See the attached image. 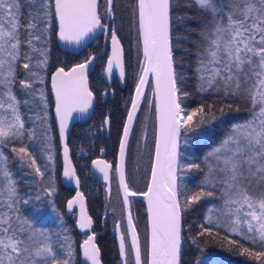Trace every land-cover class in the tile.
Listing matches in <instances>:
<instances>
[{"label": "snow or ice", "instance_id": "snow-or-ice-1", "mask_svg": "<svg viewBox=\"0 0 264 264\" xmlns=\"http://www.w3.org/2000/svg\"><path fill=\"white\" fill-rule=\"evenodd\" d=\"M193 3L200 17L194 29L196 38L189 41L194 48V59L188 67L192 69L196 91L244 102L249 105L248 115L230 125L218 145L206 154V169H200L195 163H180L181 130L187 144L189 132L217 119L213 106L206 110L201 105L187 114L181 107L182 99L189 95L183 90L189 76L177 70V66L183 67V64L174 56L173 41L179 46L181 37L174 36L173 24L193 17L174 16L175 0H137L134 15L142 41L143 65L119 150V181L126 204L129 196L138 193L125 182V150L149 74L154 76L153 91L158 97L159 136L150 186L146 192L139 193L147 198L150 215L147 256L142 258L139 236L129 211L127 230L119 238L121 264H181L182 213L204 197L222 201L220 208L209 209L207 223L259 248L255 251L229 239V244L240 247L241 254L264 259V0H193ZM112 5L113 0H106L102 14L100 0H0V264H75L71 236L64 231L54 240L52 233L22 211V206L55 194L48 100L44 90L34 85L45 82L54 35L66 44L81 45L98 31L112 46V57L107 61L108 75L111 76L115 65L120 77H124L120 37L106 22L113 19ZM93 60L95 56L70 71L60 67L51 76L59 136L65 141L63 175L74 180L77 186L80 180L69 159L67 131L73 112L85 114L92 107L94 97L87 86V70ZM17 84L31 99H18L14 91ZM37 97L40 111L31 119L40 122L39 137L36 127H26L21 113L22 103L34 105ZM225 108L233 110L234 104L227 103L218 111L223 114ZM235 111L240 109L235 107ZM194 117L198 118L195 122ZM211 132L209 129L200 139L210 140ZM30 142L37 143L45 153L47 162L43 170L37 162V154L29 149ZM5 148L10 149L21 168L28 170L25 175L33 178L32 183L39 186L35 197L21 194L8 167L12 161L3 151ZM94 164L108 180V169L112 165L101 160ZM192 169L205 171V175L197 188L185 190L184 175ZM46 172L49 173L47 179ZM77 202L81 209L78 226L81 230L90 229L93 221L83 212V193H78L67 207L71 211ZM212 213H217L216 219ZM116 227L119 228V224ZM200 227L199 235H213L211 228L203 224ZM129 231L130 243L126 242ZM94 240L93 234L84 241L83 256L90 264H101L100 249ZM208 264L215 261L209 260Z\"/></svg>", "mask_w": 264, "mask_h": 264}, {"label": "trees", "instance_id": "trees-1", "mask_svg": "<svg viewBox=\"0 0 264 264\" xmlns=\"http://www.w3.org/2000/svg\"><path fill=\"white\" fill-rule=\"evenodd\" d=\"M106 0H100V10L103 14L104 6ZM191 4V7L187 5ZM175 5L173 8V15L184 16L185 14L191 15L193 19L187 20L184 23L173 24V34H179L181 37L179 46L176 45V41H173L174 45V56L181 61L183 67L177 66L178 71L186 72L189 79L185 81L183 85V90L189 93L188 97L183 98L181 101V107L185 109V114L190 113L195 108L203 105L206 110L209 106L212 107V111L216 112L217 119L210 125H205L196 131H191L188 133V142L184 143V130H181V145H180V156L179 161L181 164H199L200 169H206L204 162V157L208 152L212 150L213 147L217 146L220 142L222 136L229 130V126L242 121L247 118L248 104L244 102H237L232 99L225 98L219 94L207 92L199 93L196 91L195 80L192 76V69L188 67V64L193 62V52L194 48L189 41L196 38V32L194 29L198 24L200 13L193 3V0H175ZM135 0H113V19L110 21L106 19V22L110 25V28H114L117 35L120 37V43L123 47V57H124V68H125V79L124 87L122 91L115 94L113 99H107L103 102L98 98L96 105V112L91 121L92 124H102L105 117L108 121L109 131H110V144L107 145V150L111 152V159L115 158L116 151L118 147V141L123 123L126 118V114L131 102L132 93L135 89L137 82L141 73V66L143 63V52L141 48V40L139 38V33L137 31V21L134 15ZM103 47V41L101 39L94 40L90 45L81 50L78 54L72 56V64H78L85 61L92 53L100 52ZM64 53L61 52L56 44V36L52 37L50 43L49 51V69L51 70L57 64L58 60L61 58L60 55ZM67 55V54H65ZM68 56V55H67ZM99 61L106 60L105 57L98 59ZM95 70L90 75V82L94 88L98 89L102 85V67ZM48 84V81L46 82ZM117 84V83H116ZM151 88L146 95L145 102L147 105L150 104ZM233 103V110H228L225 108V112L221 114L218 109L227 104ZM235 107H238L240 111H235ZM151 107V126L149 128L148 135L151 138V149L152 154L153 148V137H154V126H153V112ZM140 113V111H139ZM139 113L137 115L134 130L137 128L139 121ZM149 114V115H150ZM198 118L194 117L195 122ZM211 132V139H200V137L209 132ZM149 146V141H148ZM3 151L11 158L8 165L13 173L14 178L18 182V187L22 195L35 197L39 192L36 190L40 188L38 185L32 183V179L25 175L26 169L20 167L19 161L15 158L14 154L11 153L9 148L3 149ZM53 153L55 159L54 172H52L53 181L55 176V169H57L59 163L57 161V148L53 144ZM151 154L148 162V171L146 173L148 178L149 166L151 161ZM192 169L184 175L183 188L185 190H193L197 188L204 178L205 171ZM55 182V181H54ZM146 182L141 188L135 189L138 192H143L146 187ZM87 184V181H86ZM94 185H92L93 187ZM58 187V185L56 186ZM135 188V187H134ZM218 195V194H217ZM181 202H183V196H180ZM133 202L135 206L137 204L141 207V213L143 218V223L145 224V215L143 211L142 201L140 199L134 198ZM55 205L54 196L44 197L39 202H34L30 205L22 206V211L27 214V216L37 223L39 226L43 227L46 231L53 234V239L58 240L59 232L57 227H54V223L47 219L48 206ZM222 206V201L216 197H204L197 204L192 205L187 211L182 213L181 223H182V236L184 241L182 243L181 251V264H208L209 260L215 261V264H264V259L256 260L254 257H249L246 254H241V249L237 245L229 244L227 241L229 239H235L239 241L244 247H249L252 250L258 251L259 248L256 245H251L248 241L243 240L240 237L233 236L230 232L225 229L215 228L214 225L207 223V217L209 215V209L220 208ZM213 219H216L217 213H212ZM206 228H211L213 235L209 236L199 235L201 232V225ZM61 232V231H60ZM219 233V235H216ZM227 237V239H225ZM195 240V242H194ZM79 241H73V246L75 250V264L79 263V247L77 244ZM144 249L146 243L143 242Z\"/></svg>", "mask_w": 264, "mask_h": 264}, {"label": "flooded vegetation", "instance_id": "flooded-vegetation-1", "mask_svg": "<svg viewBox=\"0 0 264 264\" xmlns=\"http://www.w3.org/2000/svg\"><path fill=\"white\" fill-rule=\"evenodd\" d=\"M97 39H101L103 41V46H104L103 34L100 35L95 40ZM102 50H103V47L100 52L92 53L89 57L101 53ZM107 51H108V44L106 47V53ZM63 53H64L63 55H60L61 58L58 60L57 64L54 66L52 70L51 68L49 69V65H48L44 73L45 75L44 84L34 85L36 89H43L47 96L48 124L51 125V134L53 136L52 144H54L57 148L56 157L59 163L57 169H55V176H54L55 194L53 196L55 200L54 211L58 215L60 224H58V220H52V222L54 223V227L58 228L57 231L59 232V234L61 232L66 231L67 234L71 236L72 241L74 240L75 242L79 241L78 243H76L77 247H80V244L84 240L87 239L90 233L97 234L96 244L98 248L100 249L101 263L102 264H119L118 256H117L115 231H116L117 224H119L120 226V222L113 221V218L115 217L111 215V210H108L107 207L109 205L108 203H109L110 195H112L113 193H117V196L119 197V202L121 203V207L123 209L122 194H121V188L118 183L117 166H116L118 147H119V142H120L123 127L121 129L120 136H119L116 156L115 158L111 159L110 158L112 156L111 152L107 150V147H108L107 145L110 144L109 126H108V123H105V120H107V118L105 117L104 122L102 124H99V123L92 124L91 121L96 112V105H97L98 98L101 99L103 102H105L107 99L112 100L115 94L122 91V88L124 87L123 85H124L125 76L122 82H120L116 78L115 75L112 76L109 82H106L103 76L106 60L103 63V61H99L98 59L101 57L103 58L107 55L105 53L104 55L95 58L94 67L91 73L87 77L88 89L93 93V97H94V107L92 110V114L87 121L83 123L72 124L71 130L69 132V135L66 141L69 147V159L71 161L72 166L76 169V175L77 177H79V180H80V183L77 186L74 180H70L69 178L63 175L64 168H63L62 160L60 157L58 127L55 123L54 116H53L54 103H53V99L50 93V85H49L50 75L56 69L63 67L65 71H67L71 67L77 65V64H72V61H73L72 56H74L75 54H71L68 52H63ZM65 54H67L68 56ZM98 65L100 66L99 68L102 67V70H103L102 77H101L102 85L100 86L99 90L94 88V86L90 82V75L95 70L98 69ZM22 71L23 70L21 69V72ZM47 81H48V84H46ZM14 91L18 99H20L21 101H23L26 98L31 99V97L26 96L25 90L19 84L15 86ZM148 91L146 95L148 94ZM145 98L143 100L142 105H144ZM39 111H40V105H39L38 97L34 105L33 104L24 105L22 103L21 113L26 121V127H30V128L36 127L37 137H39V134L41 131L40 122L34 121L33 119H31V117H33ZM132 135H133V128H132L129 141L127 144V150H126V156H125V182L128 185H129V182H128L129 179L127 180L126 164H127V156L129 152ZM29 149L30 151H33L37 154V161H38L42 153L40 151L39 145L37 143L30 142ZM98 159H103L105 162L110 163L112 165V169L109 172V185H106V183L98 182V180L94 179L92 174L90 173L92 162ZM26 171L28 170L26 169ZM27 177L30 179H33L32 177L28 175ZM86 181H87V184H86ZM57 185L58 187H56ZM92 185L94 186L92 187ZM36 192H39V189L36 190ZM77 193H83V205H84L83 212L85 215L91 217L93 221L92 227L89 229V232L86 230H81L78 226V221H79V217L81 214L80 203L77 202L73 206L71 211H69L67 207L68 202L77 197ZM133 199L134 198L128 199L130 211L132 207L135 205L133 202ZM142 205H143V202H142ZM135 209H137V211L141 213V207L139 204ZM143 211H144V205H143ZM141 216H142V213H141ZM124 220H125V216H124ZM134 225L138 233L140 244H141L142 258H146L147 256L146 246L144 249V244H143L144 241H142L143 233L141 231V228L139 227V221H138V225L137 223ZM145 232H146V224H145ZM145 243H146V238H145ZM79 263H80V260H79Z\"/></svg>", "mask_w": 264, "mask_h": 264}, {"label": "water", "instance_id": "water-1", "mask_svg": "<svg viewBox=\"0 0 264 264\" xmlns=\"http://www.w3.org/2000/svg\"><path fill=\"white\" fill-rule=\"evenodd\" d=\"M136 3H137V0H135V5H136ZM109 28H110V26H109ZM102 34H103L102 32L98 31L95 35H90L88 38L85 39V41L81 45L66 44V43L60 41L58 39V37L56 36V44H57L58 48L61 51H63V52H68V53H71V54H77L83 48H85L87 45H89L91 42H93L96 38H98ZM103 39H104V46H103L102 52L99 53V54L93 55V56H95V58H96V57H99V56L104 55L106 53V47H107V44H108V51L106 53V55H107L106 56V63H105L104 74H103L104 80L106 82H109L111 80L112 76L115 75L116 78L120 82H122L123 79H124V77L123 78L120 77V75H119V69L115 65L113 66V71H112L111 76H109L108 73H107V61L112 57V46H111L110 40L106 39V37H105L104 34H103ZM141 48H142V41H141ZM123 60H124V57H123ZM94 64H95V60H93L92 63L89 64L88 70H87V77L91 73V71H92V69L94 67ZM142 65H143V63H142ZM71 68L69 70H67V71H70ZM55 71L52 72V74L50 75L49 85H50V93H51V96H52V99H53V103H54V106H53V116H54L55 123H56V125L58 127V134H59V122H58V120L56 119V116H55V93H54V90L52 89V85H51V76L55 73ZM140 75H141V73H140ZM138 82H139V80H138ZM138 82H137V85H138ZM137 85H136V87H137ZM87 86H88V79H87ZM154 86H155L154 76L152 74H149V76L147 77V83H146V85H145V87L143 89V96H142V99L140 101L139 108H138V110H137V112L135 114V117H134V120H133V124H132V128H133L134 122L136 120V116H137V114H138V112L140 110V107H141V105L143 103V100H144V98L146 96V93H147V91H148V89L150 87L151 88L150 106L152 107V110H153V121H154V123H153V126H154V134L153 135H154V137H153V148H152L151 161H150V166H149L148 179H147L146 187H145V189H144L143 192H146L147 191V189H148V187L150 186V183H151V169H152V167L154 165L155 145H156V141H157L158 136H159V121H158V114L156 112V106H157V103H158V97L154 94V91H153ZM136 87H135V89H136ZM135 89H134V92H133V95H132L131 103H130V106H129V109H128V112H127V115H126V119H125V122H124V125H123V129H124V127L127 124V116L131 112L132 102L136 98V91H135ZM93 107H94V99L92 101V107L88 110L87 113H85V114H81L79 112H73L72 113V119L69 121V124H68L67 137H68L69 132L71 130L72 124H75V123H83V122L87 121L90 118V116L92 114ZM123 129H122V134H121V138H120V142H119V147H118V154H117L116 166H117L118 183H119V186L121 188V194H122V203H123V211H124V216H125V222L127 224V215H128V212L130 211L129 201H128L127 204L124 202V192H123V187L121 186L120 181H119V172H118V169H119V166H120L119 150H120V143L122 142V139H123ZM131 131H132V129H131ZM130 134H131V132H130ZM129 137H130V135H129ZM128 141H129V139H128ZM64 142L65 141L59 136L60 157H61V160H62L63 168L65 166V161H64V156H63V145H64ZM126 150H127V146H126ZM126 150H125V156H126ZM179 151H180V149H179ZM98 160L104 161L103 159H98ZM95 161H97V160H95ZM95 161H93L92 164H91L90 173L92 174V176H93L94 179L98 180V182H100V183H106V185H109V178H108V180H105L104 179L103 173L100 172L98 170V168L96 167V165L94 164ZM107 164H110V163H107ZM101 166H103V165H101ZM111 169H108V172H110ZM143 192H141V193H143ZM129 198H137V199H140L143 202V205H144V215H145V224H146V254H147V249H148V245H149V242H150V215H149V212H148V202H147V198L145 196L139 195V193L136 196H129L127 199H129ZM86 231L89 232V229H86ZM129 234H130V231H129ZM91 235H93V234L90 233L88 235L87 239H89V237ZM94 235H95V240L93 241V243L96 244L97 234H94ZM115 235H116L115 237H116V246H117L118 262H119V264H121L122 257L120 255V250H119V238H120L121 233H120L119 228H117V227H116ZM84 241L80 244V247H79V260H80V264H90V262H88L84 258V256H83V244H84ZM96 246H97V244H96ZM181 251H182V247H181ZM100 257H101V255L99 256V258ZM100 261H101V259H100Z\"/></svg>", "mask_w": 264, "mask_h": 264}, {"label": "rangeland", "instance_id": "rangeland-1", "mask_svg": "<svg viewBox=\"0 0 264 264\" xmlns=\"http://www.w3.org/2000/svg\"><path fill=\"white\" fill-rule=\"evenodd\" d=\"M151 106L150 104L147 105V101H144V105H142L139 113V121L140 123L137 124L136 130H134V133L132 135L130 147H129V152L127 156V164H126V172H127V180L129 179V185L130 189L134 192H138L135 189L141 188L146 182L147 179V171H148V162H149V157H150V149H151V138L148 135V130L151 126ZM153 112V111H152ZM150 114V115H149ZM148 141H149V146H148ZM54 155V153H53ZM38 164L42 166L43 170V164L46 163V156L45 153L42 152L40 155V159L37 161ZM49 173H45V178L47 179ZM52 176V173H51ZM53 178V176H52ZM147 184V183H146ZM135 187V188H134ZM108 210H111V215L114 216L113 221H119L120 226L119 230L120 233L122 234L127 230V224L124 220V212L121 207V203L119 202V197L117 196V193H113L110 195L109 198V203H108ZM138 206V204H137ZM137 206H133L131 209V214L133 216V221L134 224L139 221V227L141 228L142 231V237L145 242L146 238V232H145V224L143 223V218L141 216V213L135 209ZM140 209V208H138ZM48 214H47V219L48 220H58L59 223V218L57 213L54 211V206L49 205L48 206ZM141 217V218H140ZM140 218V219H139ZM62 231V230H61ZM60 237V236H59ZM126 242L130 243V234L128 232V235L126 237Z\"/></svg>", "mask_w": 264, "mask_h": 264}]
</instances>
